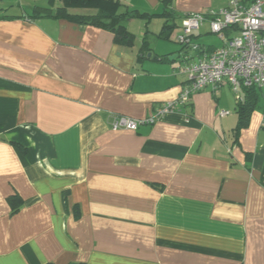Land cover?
<instances>
[{
    "label": "crops",
    "instance_id": "obj_1",
    "mask_svg": "<svg viewBox=\"0 0 264 264\" xmlns=\"http://www.w3.org/2000/svg\"><path fill=\"white\" fill-rule=\"evenodd\" d=\"M114 1L137 12L131 44L38 14L102 4L0 0V264H264V89L208 86L153 124L111 125L179 96V67L223 42L205 21L183 47V15L230 0Z\"/></svg>",
    "mask_w": 264,
    "mask_h": 264
},
{
    "label": "built area",
    "instance_id": "obj_2",
    "mask_svg": "<svg viewBox=\"0 0 264 264\" xmlns=\"http://www.w3.org/2000/svg\"><path fill=\"white\" fill-rule=\"evenodd\" d=\"M205 21H209L211 31L224 43L214 49H204L202 53L179 67L186 74L187 82L179 96L158 106L154 113L142 118L114 113L112 128L136 130L140 125L153 124L166 113L178 110L190 100L193 93L208 86L214 88L229 83L238 94L240 87H259L264 89V0H254L246 5L242 0H230L229 5L209 8L207 11H188L183 15L182 32L177 41L183 47L199 49L193 36ZM235 27L237 35L226 32ZM222 115L229 111H222Z\"/></svg>",
    "mask_w": 264,
    "mask_h": 264
},
{
    "label": "trees",
    "instance_id": "obj_3",
    "mask_svg": "<svg viewBox=\"0 0 264 264\" xmlns=\"http://www.w3.org/2000/svg\"><path fill=\"white\" fill-rule=\"evenodd\" d=\"M81 4H91V3H98L102 4L103 8L96 14L93 15H78V14H69L65 10V7H60L57 10H51L49 8H42L38 10V14L49 15V16H71L76 20L81 22H87L96 26L104 27L113 31L115 35V39L118 42H123L127 44H131L134 41V34L127 28L124 23V18L127 15H136V11H127L126 13L118 12L115 10V7L118 3L114 0H76ZM136 12V13H135ZM248 88V87H246ZM249 89H254L251 87ZM12 203L14 204L13 207L16 210L17 205H15V198L12 197ZM52 264V263H48ZM71 264H85L83 262H76Z\"/></svg>",
    "mask_w": 264,
    "mask_h": 264
},
{
    "label": "rangeland",
    "instance_id": "obj_4",
    "mask_svg": "<svg viewBox=\"0 0 264 264\" xmlns=\"http://www.w3.org/2000/svg\"><path fill=\"white\" fill-rule=\"evenodd\" d=\"M137 21V20H136ZM145 26V24H143V27ZM153 26H155V23H153ZM143 27H139L140 28V30L137 32V36H140L139 34L141 33V30H142V28ZM160 28V27H159ZM150 30H153V28H151ZM149 34V36H152V33H151V31L148 33ZM210 36V39H212V40H214V41H216L217 43H213V44H215V45H220V42H221V40L217 37V36H215V35H209ZM223 43H224V41L222 42V45H223Z\"/></svg>",
    "mask_w": 264,
    "mask_h": 264
},
{
    "label": "water",
    "instance_id": "obj_5",
    "mask_svg": "<svg viewBox=\"0 0 264 264\" xmlns=\"http://www.w3.org/2000/svg\"><path fill=\"white\" fill-rule=\"evenodd\" d=\"M172 58V57H171Z\"/></svg>",
    "mask_w": 264,
    "mask_h": 264
}]
</instances>
